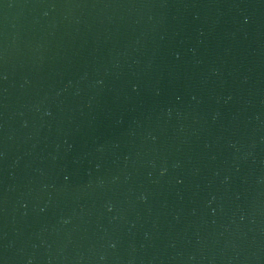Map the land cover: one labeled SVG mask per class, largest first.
<instances>
[{"label":"water","instance_id":"water-1","mask_svg":"<svg viewBox=\"0 0 264 264\" xmlns=\"http://www.w3.org/2000/svg\"><path fill=\"white\" fill-rule=\"evenodd\" d=\"M0 264H264V0H0Z\"/></svg>","mask_w":264,"mask_h":264}]
</instances>
